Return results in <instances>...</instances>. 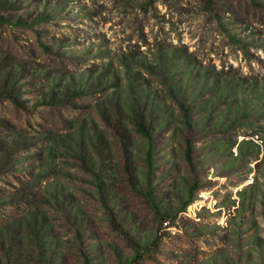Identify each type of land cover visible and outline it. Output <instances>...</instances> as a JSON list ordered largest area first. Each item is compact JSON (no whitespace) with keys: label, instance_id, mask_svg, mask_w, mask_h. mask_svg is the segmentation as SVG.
I'll return each mask as SVG.
<instances>
[{"label":"rangeland","instance_id":"374dc122","mask_svg":"<svg viewBox=\"0 0 264 264\" xmlns=\"http://www.w3.org/2000/svg\"><path fill=\"white\" fill-rule=\"evenodd\" d=\"M6 77L17 101L0 96V264L10 245L12 264L58 252L53 264H264V0H0V89ZM128 96L155 98L151 118L168 122L152 142L155 203ZM125 231L144 249L134 262Z\"/></svg>","mask_w":264,"mask_h":264},{"label":"trees","instance_id":"16d2710c","mask_svg":"<svg viewBox=\"0 0 264 264\" xmlns=\"http://www.w3.org/2000/svg\"><path fill=\"white\" fill-rule=\"evenodd\" d=\"M23 25L26 24L25 22L22 23ZM109 65L110 64H105L104 65V71H107V69L109 68ZM102 75V74H101ZM99 75V76H101ZM103 75H106V74H103ZM115 78L117 80H119V77L118 75L116 74L115 75ZM99 80H102V77H99ZM102 82V81H101ZM115 85H118V83H114ZM10 85V86H9ZM3 88L0 89V96L1 94H5V95H8V97L14 99L15 101H17V94L15 93V89H14V83H11L9 78L6 77L3 81ZM70 86V85H69ZM68 93H65L64 94V98L62 99L61 97L57 100V99H53L51 100V98H53V94H50L49 95V98L50 99H47V97H43L42 100H40L39 102H48V103H52V102H66L64 100H69L68 98H70V90L68 89L67 90ZM152 100V101H150ZM150 100H145V102L141 101V99L139 97H136L135 96L133 97V99L131 97L128 96V103H123L122 105V108L124 109H129L130 111V124L133 125L134 129L136 132H138L142 137H144V139L147 141V158H146V162H147V168H148V173H147V176H146V181H147V189L145 191V194L147 196L150 197L151 199V202H154L155 203V200L154 198H152V190H153V169H152V150H153V137H154V134L156 132V128L157 127H162L163 125H168V122H165V120H153L152 115V111L154 108H156L158 106V102L156 101L155 98L153 99H150ZM151 102V103H150ZM153 104L152 108H150V105ZM179 106H180V109L182 111V115H181V121H182V125H183V128L181 129L182 131V139H183V144L185 146V158L187 160V162L190 164V166H193L194 165V156H193V148H194V143L191 142V136H192V132H193V128H194V121L193 119L191 118L190 116V105L188 104H185V103H179ZM118 107V105H117ZM121 109H119L118 111H120ZM150 112V113H149ZM117 113V109L115 108L114 110V114ZM108 120V118H107ZM115 120L116 121H120L119 119L116 118V116L112 117L111 119H109L108 121H112ZM107 121V122H108ZM123 126H126V124H124ZM123 126H120L118 124L115 125V128H120V127H123ZM125 128V127H124ZM87 161V160H86ZM92 164V163H91ZM92 169H93V165H91ZM129 168V166L127 167ZM94 172V176H95V181H96V186H97V189H98V192L101 196V199L103 201V205L110 217V220L112 222V224L116 227H119L121 228V225L118 221V219L116 218L115 216V213L114 211L112 210L108 200L106 199V194H105V190H104V186L105 183H104V176L102 174H100L99 172ZM198 184L197 183H194L193 186H191V188L189 189L188 191V195L189 197L184 201L183 205H188L190 203V199H192V195L194 194V190L197 187ZM60 195H65L64 194V191L61 190V191H53L52 193V199L53 201H55V203L59 204L61 202V200L59 199V196ZM153 203V207L156 209L157 211V215H162L161 213V210L158 209V206L156 204ZM181 208H179L180 210ZM36 215V213L34 214V216ZM161 221L162 222H165L167 218H175V216H161ZM15 225H19V226H22L23 225V222L21 221V219H18V221L16 223H14ZM28 226L30 227H33L34 229H36V235L37 233L40 231V229L43 228V226H45V224H41L39 222V219H35L34 221L32 220V222H30L28 224ZM8 239L9 241H11L12 243L16 241V239H12L13 238V235L12 233L10 232V230H8ZM126 235L129 237V239L131 240V237L129 235L130 232L128 231H125ZM1 238V236H0ZM132 242L135 243V246L137 247L135 249L136 253L138 255H135L133 257V259L131 260V262H134V260L136 259H141V255H139L140 253L142 254V252H144V249L141 247V243L140 241H136L135 239H132L131 240ZM38 243V242H37ZM147 246V245H146ZM41 247V246H40ZM13 248H12V245L9 246V250H6L7 251V254H6V257L8 258V261L7 263L8 264H12V261L18 263L19 262V255H17L16 257H12V252ZM61 256H63L62 253L58 252L57 254H53V256L51 255L50 256V259L48 258V261H46L48 264H53L54 263V259L55 257L59 260L61 258ZM85 258H86V262L87 261V256L85 255ZM45 262V254L41 252V262ZM42 262V263H43ZM88 264V263H87ZM125 264H130V263H125Z\"/></svg>","mask_w":264,"mask_h":264}]
</instances>
